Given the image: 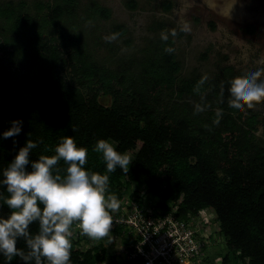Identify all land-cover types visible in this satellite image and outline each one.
<instances>
[{"label":"trees","instance_id":"obj_1","mask_svg":"<svg viewBox=\"0 0 264 264\" xmlns=\"http://www.w3.org/2000/svg\"><path fill=\"white\" fill-rule=\"evenodd\" d=\"M78 5V0H54L40 6L46 12L32 30L35 18L24 2L0 4V19L7 25V34H0V217L12 211L4 203L9 194L3 171L20 148L28 140L38 143L29 155L30 172L31 162L55 155L62 138L70 136L88 149L85 169L108 175V191L119 201L126 185L134 183L156 199L153 207L161 214L176 206V215L189 220L211 211L225 242L221 264H264V141L257 135L264 122L246 105L229 106L230 82L241 74L223 66L211 78L183 77L174 38L165 42L160 35L142 50L134 68L100 65L79 37L59 26L76 20ZM86 15L108 20L111 11L90 2ZM168 47L174 51L166 52ZM100 96L110 103L102 104ZM13 121H22L21 132L5 139ZM101 139L133 155L128 170L117 166L107 172L102 153L95 151ZM67 166L58 162L61 175ZM29 231L37 234L38 222ZM115 233L120 235V228ZM79 243L72 239L69 264H96L108 257L101 244L83 252ZM17 248L27 253L23 238ZM0 264L25 262L18 256L9 262L0 253Z\"/></svg>","mask_w":264,"mask_h":264},{"label":"rangeland","instance_id":"obj_2","mask_svg":"<svg viewBox=\"0 0 264 264\" xmlns=\"http://www.w3.org/2000/svg\"><path fill=\"white\" fill-rule=\"evenodd\" d=\"M53 1L0 0V4L24 2L26 12L35 18L33 28H31L33 30L37 28L39 19L46 12L45 9L41 10L40 6L52 4ZM78 1L79 11L76 20H64L59 26L79 37L80 43L92 59L100 65L121 70L124 67L130 68L132 64L131 68H134L147 44L164 30H179L178 21L182 18L190 22L191 30L187 33L182 32L183 35H176L173 38L175 55L181 64L183 77L200 75L204 78H211L223 66H231L238 74L264 68V0H235L229 19L222 15L219 7L213 9L203 3V0ZM90 2H96L109 9L110 19L88 18L86 13ZM165 2L170 4L168 9ZM181 9L185 10L182 17L179 14ZM6 26L4 20L0 19V34H7ZM119 26L124 28V33H120L115 41L107 42L105 37L119 33L116 30ZM16 75L18 77L19 72ZM261 79H264V76ZM76 90L83 94L87 92L86 88H75L74 91ZM100 102L108 105L110 98L100 96ZM251 108L258 113L259 121L264 122V101L255 103ZM257 135L264 141V129L260 125ZM127 154L131 162L133 155ZM126 187L128 192L124 198L129 197V193H136L144 201L153 203L156 200L147 194L146 188L142 185L129 183ZM207 214L213 217L207 228L211 235V245L207 253L217 255L216 257L222 256L226 253L224 238L218 232L219 225L214 214L211 211ZM200 217L203 216L200 215ZM110 235L103 245L108 257L96 264H109L111 257L118 260L119 257L115 253L123 249L133 237L127 229H120V235L117 233Z\"/></svg>","mask_w":264,"mask_h":264},{"label":"clouds","instance_id":"obj_3","mask_svg":"<svg viewBox=\"0 0 264 264\" xmlns=\"http://www.w3.org/2000/svg\"><path fill=\"white\" fill-rule=\"evenodd\" d=\"M203 3L213 9L219 7L222 15L229 19L235 0H211V3L203 0ZM184 13V9L179 10L181 17ZM178 27L185 33L191 30L190 22L182 18L178 21ZM169 35L175 37L177 30L162 31L161 40L168 41ZM119 36L120 33H113L105 40L112 42ZM233 39L237 40L235 37ZM165 51L171 53L174 49L168 47ZM262 76L264 68L242 73L232 79L229 106L240 109L246 105L251 108L255 103L264 101ZM196 107L197 111H203L199 105ZM220 115L218 111L217 116ZM21 128L22 121H13L11 129L4 132L3 137L17 136ZM37 146V142L28 140L3 171V184L9 194L4 203L12 211L7 218L0 217V253L9 262L18 256L25 264L32 261L43 264L44 260L48 264H69L73 226L94 241L110 238L112 213L119 210L120 201L108 191V175L85 169L88 149L78 147L72 137L62 138L55 148V155H41L37 161L31 162L32 170L29 172L26 170L30 164L29 155ZM95 151L102 153L108 173L115 172L117 166L128 170L129 155L118 152L107 140L97 141ZM60 160L68 165L64 175L57 168ZM35 222L39 224V231L33 235L29 228ZM19 238L26 241L27 253L17 248Z\"/></svg>","mask_w":264,"mask_h":264},{"label":"built area","instance_id":"obj_4","mask_svg":"<svg viewBox=\"0 0 264 264\" xmlns=\"http://www.w3.org/2000/svg\"><path fill=\"white\" fill-rule=\"evenodd\" d=\"M154 202L144 201L136 193L120 200V208L113 215L111 233L127 229L131 241L115 253L118 262L127 264H221L218 257L207 253L211 245L208 226L213 217L208 210L194 218L183 220L176 215L177 207L165 214L157 212ZM200 215L203 217L201 218ZM199 217V218H198ZM72 239H80L77 249L87 251L104 245L106 239L94 241L73 226Z\"/></svg>","mask_w":264,"mask_h":264},{"label":"flooded vegetation","instance_id":"obj_5","mask_svg":"<svg viewBox=\"0 0 264 264\" xmlns=\"http://www.w3.org/2000/svg\"><path fill=\"white\" fill-rule=\"evenodd\" d=\"M166 3H168V2H165L164 4H166ZM169 4V3H168ZM170 5V4H169Z\"/></svg>","mask_w":264,"mask_h":264}]
</instances>
